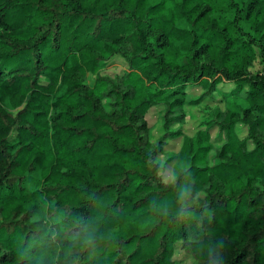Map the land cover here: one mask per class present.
<instances>
[{"label":"trees","instance_id":"1","mask_svg":"<svg viewBox=\"0 0 264 264\" xmlns=\"http://www.w3.org/2000/svg\"><path fill=\"white\" fill-rule=\"evenodd\" d=\"M177 244L264 264V0H0V264H182Z\"/></svg>","mask_w":264,"mask_h":264},{"label":"rangeland","instance_id":"2","mask_svg":"<svg viewBox=\"0 0 264 264\" xmlns=\"http://www.w3.org/2000/svg\"><path fill=\"white\" fill-rule=\"evenodd\" d=\"M126 67H127V63L124 59H122V58L116 59L114 57V58L110 59L106 64H104V66L102 67L101 70L104 74H107L110 76H115L116 74H121ZM260 67H261V65L258 62H256L255 65L251 68V70L256 71L257 69H260ZM94 77H95L94 75L89 74L88 82L90 84H93V78ZM189 92L191 95H196V94L201 93L202 90L200 87H194V88H189ZM208 102L211 106L215 105L216 103H219L217 100L216 101L208 100ZM219 104L221 106H223V102H220ZM201 112L198 111L196 113L195 119L190 120L189 123L186 124V126H185L186 132L192 133L193 130L195 129V127H198V122H199V117L201 115ZM159 114H160L159 109L156 107L152 108L148 112L147 119L151 125L152 124L158 125ZM216 133H217V129H213L212 134L216 135ZM176 148H177V146H176ZM167 149L172 150V149H174V146H173V148L167 147ZM164 159L165 158H161V162H164ZM171 165H172V163H170L166 166V169H165L164 174H163L165 180H167L168 176L170 175ZM179 247H180V244H177V246H176L177 249H176L175 254H174V259H176L177 263L181 262L183 264L184 259L182 258V256H177V255H179L178 253H180L178 250ZM187 264H190V263H187Z\"/></svg>","mask_w":264,"mask_h":264},{"label":"clouds","instance_id":"3","mask_svg":"<svg viewBox=\"0 0 264 264\" xmlns=\"http://www.w3.org/2000/svg\"><path fill=\"white\" fill-rule=\"evenodd\" d=\"M87 242H88V243H91V239H89Z\"/></svg>","mask_w":264,"mask_h":264}]
</instances>
